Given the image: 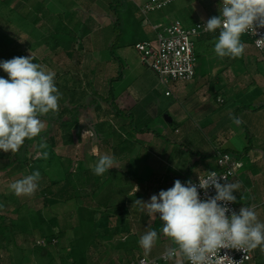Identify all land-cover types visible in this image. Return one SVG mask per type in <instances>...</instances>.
Returning a JSON list of instances; mask_svg holds the SVG:
<instances>
[{"label": "crops", "instance_id": "1", "mask_svg": "<svg viewBox=\"0 0 264 264\" xmlns=\"http://www.w3.org/2000/svg\"><path fill=\"white\" fill-rule=\"evenodd\" d=\"M129 1L141 12L140 7L146 0ZM78 6L76 3L75 9ZM141 14L135 24L145 38L144 41L152 42L155 40L153 26L160 23L152 19L153 13L147 16L142 12ZM74 15L80 20L77 10ZM171 21L176 20L172 18ZM201 22L205 23L204 20H194L192 25ZM109 24L105 23L98 31ZM91 31L93 32L92 29ZM218 35L217 30L203 34L195 40L196 74L190 82L164 84L143 64L145 69L130 83L124 84L125 73L114 75V79L118 80L117 87L114 84L109 87L107 79L87 78L94 88L90 93L102 100V109L105 112L110 108L103 99L111 95L118 111L127 117L108 116L111 126L101 129L104 118L99 119L93 109L81 110L79 128L76 130L79 153L69 154L72 164L74 163L72 173L68 176L71 187L67 196L72 198L69 201L52 208L37 203H30L27 207L26 204L12 202L11 191L9 196L2 195L0 255L5 253L11 256L13 260L9 264H29L30 252L34 255V245L31 242L37 245L45 242L44 247L50 248L52 245L56 246L60 240L58 226L52 227L55 238L51 243L43 235V232L48 231L47 225H51L55 217L63 218L65 225H70L67 228L68 233H65L68 237L72 231L81 235V223L97 219L99 224L102 220L105 227L96 226L91 231L92 244L86 253L87 264L91 263L90 258L101 255L99 250L114 257L110 264H132L138 257L145 256L155 260L170 250L177 249L178 246L171 238L161 231L163 222L157 214H154L153 227L150 226L145 231L157 230L158 238L153 247L145 250L138 243L144 233L141 234L135 227L148 215L149 210L137 203V200H150L145 197L146 191L143 190L139 177L134 178L137 171L134 164L138 160L144 164V171H153V175L161 178L171 188L177 179L182 182L193 181L210 171L219 170V154H229L233 160L242 163L231 181L240 186L233 193L237 197V212L242 206L252 208L258 220L264 222V77L263 72L251 68L252 63L255 64L252 58H257L262 53L252 43L243 41L245 51L241 57L219 58L214 53ZM140 43L143 42L137 44ZM102 48L108 52L106 47ZM98 50H92V54L104 64ZM121 59L118 62L113 60L115 64L118 63L116 73L123 66ZM135 68L129 71L137 70L138 65ZM94 74L97 76L95 72ZM160 89L165 92L166 97L174 99L163 122L160 119L162 110L154 97ZM82 115H86L84 120ZM177 115H180L179 121H176ZM233 116L240 118L242 122L237 125L231 118ZM130 119L133 120V127L129 124ZM145 129L152 132L142 131ZM85 131H91L94 136H85ZM73 143L72 140L66 145L70 149ZM93 146L99 149L97 155L91 153ZM146 149L147 152H144ZM105 154L114 158L113 168L97 176L93 169L99 157ZM65 178L64 174L62 180ZM48 182L51 184L52 180ZM11 183L13 182L10 181ZM25 210L27 212L24 215ZM35 214L37 218H34ZM34 238L36 239L33 240ZM74 239L75 236L69 238L70 245ZM165 243L168 246L164 249ZM100 246L103 249H99ZM0 264H4L1 258ZM160 264H187V259L179 252L175 258ZM248 264H264V251L260 247L252 249V260Z\"/></svg>", "mask_w": 264, "mask_h": 264}, {"label": "clouds", "instance_id": "2", "mask_svg": "<svg viewBox=\"0 0 264 264\" xmlns=\"http://www.w3.org/2000/svg\"><path fill=\"white\" fill-rule=\"evenodd\" d=\"M219 15L209 18L202 28L206 32H219L214 53L219 58H238L244 54L242 34L264 28V0H221ZM33 57H13L0 60V151L15 153L25 139L37 137L44 125L40 115L58 110L60 93L55 84V72L45 70L33 62ZM239 125L238 117H231ZM87 131L84 133L86 134ZM41 148L46 145L41 144ZM92 155L99 149L91 148ZM46 160V150L37 154ZM114 158L100 156L93 172L101 176L113 168ZM41 172L38 169L10 184L16 196H31L38 188ZM221 181H224L221 183ZM238 183L228 182L223 176L211 172L198 183L177 179L171 188L153 194L148 202L137 200L147 207L149 214H157L163 222L161 231L171 238L189 264H207L208 254L221 249H256L264 251V222L249 207L232 210L229 205L237 200L234 192ZM212 188L215 194L201 198V191ZM158 238L151 229L143 234L138 243L150 250ZM176 249L170 250L171 257Z\"/></svg>", "mask_w": 264, "mask_h": 264}, {"label": "rangeland", "instance_id": "3", "mask_svg": "<svg viewBox=\"0 0 264 264\" xmlns=\"http://www.w3.org/2000/svg\"><path fill=\"white\" fill-rule=\"evenodd\" d=\"M36 1L45 5V11L43 14H41L42 16L40 14L37 15L34 13L35 11L33 5L36 3ZM108 1L109 0H75L77 6H79L76 9V6H74L72 13L75 14V10H77L78 15H80V20L84 25L93 30V34L90 35V37L87 36V38L82 41L85 46L84 51L81 53L76 52L74 53L73 57H69L65 52H63V50H53L52 48L54 43L51 38V34L56 31V27L59 23L58 14L59 12L61 13L68 11L59 3V1L34 0L33 3L32 0H0V60L10 57L11 53H13V49L15 48L17 52L21 53V55L25 54V57L31 55L34 59L33 62L40 64L45 68V70L54 71L55 82L57 80H63V76L68 77L71 75V77H79L83 82V88L89 89V92L91 89L88 85V77H90V79H95L97 77V80L107 79L106 81H108L110 87L112 84L116 86V83L118 82L117 79H114L116 77L114 75H121L125 73L124 84L132 82L136 77L140 76L139 73L141 70L145 69L141 62V56L136 50L135 45L131 44V37L141 33L135 24L136 20H139L140 17L139 15H136L134 19H130L129 25H120L111 30L110 33L106 32L107 29L104 28L103 30L98 31L103 25H105V23L111 24L112 17L115 20L113 14L110 13V8L107 4ZM219 7H221V5L218 0H178L173 5L151 14V17L156 23H162L164 25L169 23L172 18L173 20H181L185 28H190L194 26L192 25V21L194 20H204V22H206L209 18L213 17L214 14L218 16ZM191 11H194L195 14ZM25 12L28 13L27 17L23 15ZM36 17H38L39 21L34 23V19ZM96 31L98 32L94 36V32ZM8 43H10V45ZM109 46L112 47L109 48ZM102 47H106L108 52H105ZM92 48H95L96 51L99 49L98 55L101 56L100 58H103L102 62H104V64H101V62L98 60V57L92 54ZM111 49L114 50L113 53ZM113 55L118 56L120 59L122 58L121 60L123 62V66L121 67L119 73H116L118 71L116 64L118 63L115 64L113 61ZM261 56L259 55L257 58H252L255 64L252 63L251 68H256L260 72H263L264 77V55L262 54ZM118 61L119 60L116 62ZM136 65H138L137 70L129 71V69H136ZM94 72L97 74V76L94 74ZM0 76L7 78V74L4 73L3 70H0ZM78 91L82 92L81 89ZM164 93L165 92H162L160 89L159 92L154 95L156 98V103L162 110L160 118L162 122L165 120V116L169 114L167 110L171 104L174 103V99L172 97H166ZM115 97H117L116 93ZM59 103L60 102L58 101V105ZM151 110L154 112L153 109ZM82 116L84 117L82 118L84 120L86 115ZM94 118L96 119L95 116ZM179 120L180 115H177L176 121ZM41 122L43 123L44 127L40 134H43L49 130V126L45 120H41ZM85 132H83V134ZM53 135L57 136V144L55 147H52L50 151L49 146L45 143L44 145H46V148H41L38 150V148L41 147V144L43 143H39L35 138L25 139V141L28 140V143L24 148L23 153L30 160V162L21 166L16 164L13 167L11 166L8 170L0 172V201L3 200L2 195L9 196V192L11 191L12 202H17L20 205L26 204L27 207H29L30 203H37L41 205L47 204L46 202L50 199V196H43L42 191H44L46 188L47 184L49 183L48 181H60L64 176L58 159L60 157L64 159H70L69 154H72L73 152L79 153V150L77 149L79 143L78 140L76 141L78 136L76 135L75 129H72L67 133L62 132L61 134L60 130L56 127L54 133L51 136L53 137ZM84 135L92 138L94 133L87 131V133ZM69 137H71L74 141L70 149L69 146L65 144L69 140ZM25 141L23 145L25 144ZM44 142H50V138H46ZM23 145L15 153H4L0 151V167L11 164L13 161H15L17 155L21 153ZM81 149L83 150L82 147ZM44 150L48 152V158L46 160L40 159L42 160V164H40V166L44 172V177L39 181V189L36 190L31 196L12 195L13 191L10 189V181L15 182L16 180L23 178L25 175L30 174L29 167L36 160H39V158H37V154ZM144 152H147V149L144 150ZM134 165L137 168L134 178L139 177L138 180H140L139 182L141 183L143 190L146 191V198H150L153 194H158L160 190L169 189V187L161 180V178L152 174L153 171L150 173L149 170L144 171V164L140 160L136 161ZM43 200L44 203L42 202ZM57 211L60 212L61 210ZM26 212V210L23 211V214L25 215ZM154 217V214L148 213V215H146L143 220L141 219L142 222L140 221V223L136 224L135 229L140 231L141 234H145V231L148 228L153 227ZM34 218H37L36 214L34 215ZM58 220L61 222L60 225L67 226V223L65 225L63 218L58 217ZM69 226L70 225H68L67 228H69ZM58 227H60L58 228V235L60 236L61 226ZM67 231L68 229H66L64 232L63 237L58 238L60 240L57 242L56 246L52 245L51 248L48 246L50 249H47L48 247H44V245L39 246L37 243L31 242V244L34 245V255L30 252L29 258L31 261H29V264H67V259L65 256L69 253V251L67 252V248L70 245L69 238H74V236H76L75 232L72 231L69 235L70 237H68V234L65 235V233H68ZM34 233L36 234V232ZM35 239L36 238L33 240ZM31 244L30 248L32 247ZM155 246L157 247V244ZM167 246L168 244L165 243L163 245L164 249L167 248ZM100 247L99 249H103ZM39 249L40 251H38ZM99 252L101 255H96L94 258H90V264H110L114 257L112 255L108 256L104 254L103 250H99ZM0 258L1 261L3 260L4 264H9L13 260L11 256H7L5 253L1 254Z\"/></svg>", "mask_w": 264, "mask_h": 264}, {"label": "trees", "instance_id": "4", "mask_svg": "<svg viewBox=\"0 0 264 264\" xmlns=\"http://www.w3.org/2000/svg\"><path fill=\"white\" fill-rule=\"evenodd\" d=\"M31 1V0H29ZM34 0H32L33 2ZM59 3L68 11L67 12H59L58 18H59V23L56 27V31L51 34V38L53 40V50H63L69 57H73L74 53L76 52H82L85 49L84 44L82 41L89 36L90 34L92 35V31L90 28H88L86 25H84L80 20L77 19V17L72 13V9L74 6H76L75 0H57ZM34 3V2H33ZM108 7L110 8V13L113 14L115 20L112 17L111 24L107 26L105 29H107L106 32L110 33L111 30L118 26H124L129 25L130 19H134V17L137 15H142L140 10L137 8V6L129 1V0H109L108 1ZM43 3H36L33 5L34 8V13L38 14H43L45 11ZM30 11V10H29ZM161 11V9L157 10ZM154 11V12H157ZM150 12V13H154ZM149 13V14H150ZM25 17L28 16V13H24ZM148 15V14H147ZM146 15V16H147ZM42 16V15H41ZM217 16V15H216ZM39 21L38 17L34 19V23H37ZM179 21L182 26L183 23L180 20ZM175 22V21H171ZM170 23V22H169ZM167 24H162L163 26L168 25ZM199 24H203L202 22ZM198 25V24H196ZM194 25L193 27H195ZM184 27V26H183ZM185 28V27H184ZM192 28V27H190ZM189 29V28H185ZM96 35V34H95ZM94 35V36H95ZM108 37V35L106 34ZM199 38V37H198ZM197 39V38H196ZM195 39V40H196ZM119 40V39H118ZM145 38L142 36V33L139 35H133L131 37V44L132 45H137L139 42H147L144 41ZM241 41L253 43V39L249 37L248 35L242 34L241 36ZM12 43V42H11ZM94 43V41H93ZM10 45V43H8ZM105 44V41H104ZM104 46V45H103ZM112 46H109V48ZM94 51H96L95 48H93ZM9 51V50H8ZM112 53L114 50H112ZM2 55V54H1ZM25 57V54H22L17 52V50L14 48L13 53H11L10 57H6V59H11L13 57ZM113 58L115 61L120 60L118 56H114ZM69 75V74H68ZM67 75V76H68ZM64 79L62 80H57L55 82L56 87L59 90L60 93V99H59V106L58 110L55 112H49L48 114L40 115L39 119L45 120L48 123L49 130L43 134H39L35 139L39 143H45L49 146V151L51 150L52 147H55L57 144V136L53 135L51 136L56 127L57 129L60 130L61 134L70 132L72 129L78 130L79 126V117L81 110H86L88 111L89 109H93L99 119H103V123L100 125V128L103 129L104 127L111 126L109 120L111 116H117V117H124L125 115L121 114L117 109V107L113 104L112 98L109 96L107 99H103L105 103L109 104V108L105 112L102 109V104H101V99H98L93 97L94 95L90 92L94 91L93 84L88 83L91 91L89 92V89L83 88V82L79 77H71L69 75L68 77L63 76ZM121 77V76H120ZM82 90V92H79L78 90ZM100 98V97H99ZM89 101V102H88ZM114 109V111H112ZM109 116V117H108ZM127 117V116H125ZM130 126L133 127V120L130 119ZM144 132H152L151 130H142ZM51 136V137H50ZM50 138V142H44L46 138ZM72 138L69 137V140L65 143H71ZM28 143V140L25 141V144L23 145L21 149V153L17 155V158L15 161H13L11 164L1 166L0 167V172L8 170L11 166H15L16 164L18 165H23L26 163H29L30 160L26 157V155L23 153L24 148L26 147ZM41 147L38 148L40 150ZM59 165L61 166L62 172L66 175V178L64 180L60 181H54L51 184H48L46 188L43 191L44 196H50V199L46 202V206L52 208L56 205L62 204L66 201H69L72 199L71 197H68V190L71 187V181L69 180L68 176L71 175L72 169H73V164L70 159H64L60 157L59 159ZM40 164H42V160H36L31 166L29 167L30 173L38 169L41 172V179L44 177V172L41 169ZM105 223V222H104ZM61 222L58 220L57 217L53 219V222L51 225H47V232H43L44 238L48 241V243L52 242V239L55 238V234L52 230V227L55 226H61V231H60V236L58 237H63L64 232L67 229V226H62L60 225ZM105 227V225L102 223V220L100 221L99 224H97V219H91L88 223H81L80 229H81V235H76L75 239L71 242L69 253L65 258L67 259V264H87V258H86V253L89 249V246L92 244L91 241V231L93 227ZM78 227V226H77ZM60 228V227H59ZM78 233V230H77ZM177 246V245H176ZM40 250V249H39ZM42 250V249H41Z\"/></svg>", "mask_w": 264, "mask_h": 264}, {"label": "built area", "instance_id": "5", "mask_svg": "<svg viewBox=\"0 0 264 264\" xmlns=\"http://www.w3.org/2000/svg\"><path fill=\"white\" fill-rule=\"evenodd\" d=\"M178 0H146L141 5V12L144 15L150 12L163 9L166 6ZM221 4V0H219ZM222 7V4H221ZM204 24V23H203ZM203 24L185 29L179 21L171 22L166 26L158 24L153 26L155 40L136 45V50L141 56V62L144 66L152 70L164 84L169 82H190L195 78L197 58L195 54V39L207 34L204 31ZM253 39V46L256 50L264 54V28H257L256 31L244 33ZM219 170H214L218 176H223L228 182L236 176L242 163L235 161L229 154H219L217 158ZM199 176L205 179L208 175ZM199 177L192 182L198 183ZM224 181H221L223 183ZM215 194V190L210 188L207 193L201 191L202 199ZM229 207L237 212L235 203ZM45 242H39V245H45ZM178 248L169 257L168 253L160 258L152 260L145 256L138 257L132 264H160L166 263L179 254ZM187 259V258H186ZM252 260V249H221L215 253L208 254L207 264H248ZM187 264L189 261L187 260Z\"/></svg>", "mask_w": 264, "mask_h": 264}]
</instances>
